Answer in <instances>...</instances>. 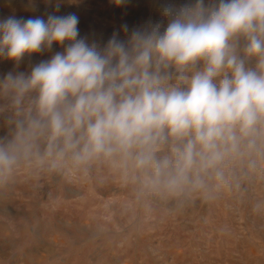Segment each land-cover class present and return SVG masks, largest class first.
<instances>
[{"label":"clouds","instance_id":"clouds-1","mask_svg":"<svg viewBox=\"0 0 264 264\" xmlns=\"http://www.w3.org/2000/svg\"><path fill=\"white\" fill-rule=\"evenodd\" d=\"M160 8L162 21L132 30L125 23L124 38L114 31L103 45L80 36L75 13L0 21V58L14 65L53 45L63 48L29 72L0 78L16 104L36 93L28 129L46 138L52 169L66 159L82 165L120 158L151 168L153 182L167 176L169 187L210 169L226 182L219 170L225 158L240 153L243 138L256 146L257 126L264 125V0ZM240 36L243 56L234 43ZM252 57L254 68L247 66ZM174 73L184 87L170 84ZM169 137L181 146L172 148L174 158L158 159ZM14 159L0 146V170Z\"/></svg>","mask_w":264,"mask_h":264},{"label":"rangeland","instance_id":"rangeland-1","mask_svg":"<svg viewBox=\"0 0 264 264\" xmlns=\"http://www.w3.org/2000/svg\"><path fill=\"white\" fill-rule=\"evenodd\" d=\"M185 2L0 0V21L75 13L80 36L103 45L114 31L124 38L125 23L132 30L162 21L161 4ZM234 43L243 56L244 37ZM61 51L53 45L19 65L0 58V78L29 72ZM256 63L252 57L247 66ZM170 84L185 86L175 73ZM35 95L16 104L0 87V146L15 158L0 170V264H264V125L257 126L254 148L243 138L240 153L220 165L226 182L210 169L169 187L167 176L153 182L151 168L120 158L82 165L66 159L52 169L46 138L28 129ZM177 146L169 137L157 158H174Z\"/></svg>","mask_w":264,"mask_h":264}]
</instances>
